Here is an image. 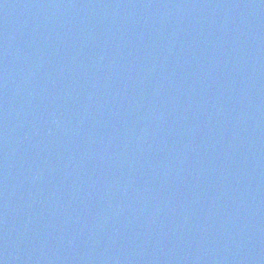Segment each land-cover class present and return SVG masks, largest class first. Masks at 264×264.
<instances>
[{"label":"water","instance_id":"water-1","mask_svg":"<svg viewBox=\"0 0 264 264\" xmlns=\"http://www.w3.org/2000/svg\"><path fill=\"white\" fill-rule=\"evenodd\" d=\"M0 264H264V0H0Z\"/></svg>","mask_w":264,"mask_h":264}]
</instances>
